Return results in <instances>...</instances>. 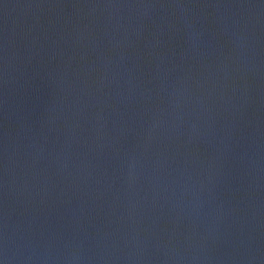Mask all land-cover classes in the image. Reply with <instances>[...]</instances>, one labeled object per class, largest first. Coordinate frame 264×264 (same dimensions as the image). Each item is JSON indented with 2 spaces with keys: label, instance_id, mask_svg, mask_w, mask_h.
<instances>
[{
  "label": "water",
  "instance_id": "1",
  "mask_svg": "<svg viewBox=\"0 0 264 264\" xmlns=\"http://www.w3.org/2000/svg\"><path fill=\"white\" fill-rule=\"evenodd\" d=\"M0 264H264V0H0Z\"/></svg>",
  "mask_w": 264,
  "mask_h": 264
}]
</instances>
